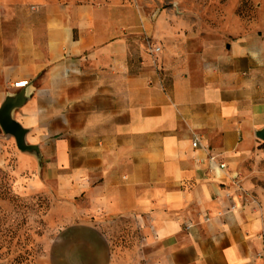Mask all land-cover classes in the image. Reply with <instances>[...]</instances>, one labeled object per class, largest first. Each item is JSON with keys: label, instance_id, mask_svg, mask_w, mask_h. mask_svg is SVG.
Returning <instances> with one entry per match:
<instances>
[{"label": "crops", "instance_id": "0c3cea01", "mask_svg": "<svg viewBox=\"0 0 264 264\" xmlns=\"http://www.w3.org/2000/svg\"><path fill=\"white\" fill-rule=\"evenodd\" d=\"M19 95L27 149L0 126V161L29 189L84 200L104 229L131 220L146 264H264L234 183L264 141V31L116 28L2 0L0 107Z\"/></svg>", "mask_w": 264, "mask_h": 264}, {"label": "rangeland", "instance_id": "374dc122", "mask_svg": "<svg viewBox=\"0 0 264 264\" xmlns=\"http://www.w3.org/2000/svg\"><path fill=\"white\" fill-rule=\"evenodd\" d=\"M2 1V0H0ZM21 1V0H12ZM57 5L74 14L92 11L111 26H215L233 35L264 31V0H24ZM1 131V129H0ZM264 140V139H263ZM237 164L234 180L238 211L259 226L264 240V141ZM0 161V264H146L131 220L92 224L84 221L86 203L63 201L38 192L24 176Z\"/></svg>", "mask_w": 264, "mask_h": 264}, {"label": "water", "instance_id": "95a60500", "mask_svg": "<svg viewBox=\"0 0 264 264\" xmlns=\"http://www.w3.org/2000/svg\"><path fill=\"white\" fill-rule=\"evenodd\" d=\"M22 103V95L17 96L14 99H7L0 107V126L4 133L12 135L15 137L17 146L21 150H26L24 144V134L25 130L22 126L14 121L10 114L11 111L18 107ZM260 138H264V131L259 134Z\"/></svg>", "mask_w": 264, "mask_h": 264}, {"label": "built area", "instance_id": "2783aa9c", "mask_svg": "<svg viewBox=\"0 0 264 264\" xmlns=\"http://www.w3.org/2000/svg\"><path fill=\"white\" fill-rule=\"evenodd\" d=\"M159 48H157V50H158ZM198 145V140L196 139V140H194V142H193V146H197ZM225 166V164L223 163V164H221V167H224ZM192 227V224L191 223H189V224H186V230H188V229H190ZM185 230V231H186Z\"/></svg>", "mask_w": 264, "mask_h": 264}]
</instances>
